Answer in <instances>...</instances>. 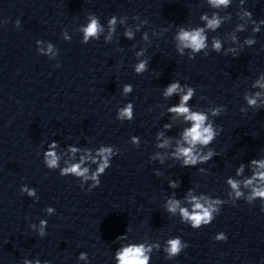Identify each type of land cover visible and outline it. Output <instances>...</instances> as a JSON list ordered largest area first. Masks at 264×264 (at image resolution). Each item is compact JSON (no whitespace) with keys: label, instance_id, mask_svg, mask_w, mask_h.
<instances>
[{"label":"water","instance_id":"1","mask_svg":"<svg viewBox=\"0 0 264 264\" xmlns=\"http://www.w3.org/2000/svg\"><path fill=\"white\" fill-rule=\"evenodd\" d=\"M245 7L254 17H264V0H247ZM236 8L234 0L229 9L232 20L209 36L223 38L231 30L237 22ZM202 11H212L207 0H0V264H22L25 256L52 264H84L77 261L80 251L88 253L89 264H114L115 237L125 233L127 225L133 240L158 239L163 244L168 236L180 235L189 242L172 260L164 258L162 249L154 250L150 264H264V213L259 199L253 204L241 198L234 206L223 205L215 219L199 229L163 209L165 196L173 191L167 184L169 176L181 181L175 189L178 197L197 183V191L226 197L224 178L235 174L240 161L264 153V108L239 110L245 103L243 93L264 71V26L255 34L256 44L236 57L209 49L207 55L201 52L188 59L176 52L172 35L176 25L202 23ZM89 12H95L102 23L115 13L127 14L130 24L139 22L131 19L138 14L148 24L134 40L123 37L118 24L112 42L105 43L101 36L81 43L76 28ZM164 27L168 31L153 38L147 48L149 69L136 74L131 67L136 59L132 44L144 43L143 30L151 36L153 29ZM250 27L249 32L239 33L241 39L250 34ZM63 28L72 35L70 41L63 39ZM37 38L58 47L60 67L36 52ZM176 78L196 88L190 103L226 106L213 118L222 126L211 145L220 155L204 165L181 167L171 159L163 165L149 160L157 150L154 134L168 119L160 113L177 99L164 101L160 91ZM124 82L133 84L127 96L121 95ZM127 100L134 103V118L119 121L116 108ZM173 124L169 135L182 127L178 119ZM131 134L141 137L139 147L128 142ZM51 139L61 146L110 143L121 151L100 177V185L87 191V184L82 189L78 178L60 176L58 169L44 166L42 152ZM201 166L208 172L200 173ZM154 168H160L162 175L156 176ZM23 183L37 189L39 200L20 193ZM47 205L56 211L46 217V235L40 237L28 225L45 216L42 209ZM221 230L227 233L226 241L211 239Z\"/></svg>","mask_w":264,"mask_h":264},{"label":"clouds","instance_id":"2","mask_svg":"<svg viewBox=\"0 0 264 264\" xmlns=\"http://www.w3.org/2000/svg\"><path fill=\"white\" fill-rule=\"evenodd\" d=\"M237 8L235 17L237 22L230 31L223 35H211L225 22L233 18V12L229 11L234 0H207L208 11H202L199 14V20L202 23L188 26L183 23L176 25L172 35L175 42L176 52L181 56L187 55L188 59H194L198 53L208 54L211 49L216 53H222L236 57L243 49L256 44V33L262 31L264 26V17L256 18L248 7H245L247 0H235ZM131 19L139 21L130 24L129 16L115 13L106 17V23H102L100 17L95 12H89L86 15L85 22L77 25L81 43H87L90 40H99L103 36L105 43L112 42L114 36H117V25L123 28V37L134 40L136 33L140 32L144 25L148 24L146 18H141L134 14ZM7 23L5 18L2 25ZM15 26L18 28L21 24L20 18L15 20ZM243 39L239 33L249 32ZM168 28L164 27L160 31L145 29L141 32L140 39L144 42L137 47L136 43L132 44L135 49L133 55L135 62L131 65L136 74H142L149 69L151 58L146 54L148 46L151 45L153 38H157L167 32ZM61 35L64 40L70 41L72 35L67 28L61 29ZM36 52L46 56L49 60H55V67H60L58 58L59 49L51 40L37 38L35 40ZM264 47V45H262ZM123 51V47L118 48ZM250 91L243 93L244 104L240 105V112L245 113L249 108L256 110L264 108V71L257 74L251 81ZM133 91V84L124 82L121 85V95L127 96ZM196 93V88L181 79H171L161 88L160 95L164 101H168L175 96L177 99L174 103H167L160 113V116L168 115L167 121L162 123L154 134L153 146L156 151L149 154V160L156 161L163 165L167 160L178 163L181 167H191L204 165L209 162L213 156L220 153L212 147L213 141L220 135L222 126L214 122V117L219 116L225 111L224 104H215L208 102L207 107L196 106L190 101ZM205 97L201 96V99ZM160 105H157L159 107ZM151 111V107H149ZM115 118L119 121H131L134 118V103L132 100L125 101L122 105L117 106ZM180 120L182 127L176 135H169L168 132L174 127L173 120ZM129 143L139 147L141 137L137 134L129 136ZM145 143H147L145 141ZM121 149L114 144L100 143L96 147L81 146L76 143H68L61 146L60 142L51 139L47 142L42 152V162L49 170H57L60 176L71 175L78 178L80 187L91 191L101 183L100 177L105 173L112 164V158L120 153ZM40 153H38L39 155ZM95 165V167H93ZM247 175H245L246 171ZM200 173H207L206 167L197 169ZM156 176H161L160 168H154ZM224 183L228 190L226 197L211 195L204 191H197L200 185L194 184L183 192V195L177 196L175 189L180 187L181 181L173 179L171 176L167 179L168 187L173 189L168 193L163 202V209L171 216H178L182 223L189 225L193 229H199L204 225L210 224L220 213L221 207L226 204L236 205L241 198L248 204H253L259 199V210L264 213V153L258 154L248 161H240L235 166V174L227 175ZM20 193L31 197L35 202L39 200L37 189L27 183L20 185ZM42 211L45 216L40 217L37 222H30L28 227L34 230L40 237L46 235V226L48 224L47 216H51L55 211L52 205L45 206ZM27 219V216H26ZM132 229L127 225L123 234L117 235L114 242H118V247L112 253L114 264H150L151 256L154 250L162 249L165 253L166 260H172L178 256L185 248L189 247V242L184 240L180 235L168 236L164 239L163 244L160 240H150L148 238L133 240L128 236ZM211 239L214 241H226L227 233L224 231L216 232ZM77 261H83L89 264V256L86 251H80L77 255ZM22 264H52L51 260H41L38 256L29 258L23 257Z\"/></svg>","mask_w":264,"mask_h":264}]
</instances>
